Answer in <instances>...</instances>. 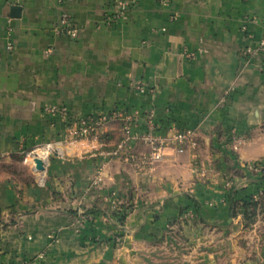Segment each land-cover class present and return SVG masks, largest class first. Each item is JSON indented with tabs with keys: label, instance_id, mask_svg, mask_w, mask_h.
I'll use <instances>...</instances> for the list:
<instances>
[{
	"label": "crops",
	"instance_id": "1",
	"mask_svg": "<svg viewBox=\"0 0 264 264\" xmlns=\"http://www.w3.org/2000/svg\"><path fill=\"white\" fill-rule=\"evenodd\" d=\"M111 9V0H0V264H151L152 247L181 227L203 245L197 264H216L244 232L229 193L264 186L247 167L264 163V51L245 52L264 36V0H136L109 23ZM63 13L76 37L57 30ZM47 106L139 119L125 134L116 117L73 139ZM150 111L159 135L191 128L196 147L169 145L150 173L104 154L125 136L147 150ZM232 131L247 136L239 150ZM47 142L60 152L40 171L25 154ZM102 162L103 182L91 187ZM108 196L127 208L123 221Z\"/></svg>",
	"mask_w": 264,
	"mask_h": 264
},
{
	"label": "built area",
	"instance_id": "2",
	"mask_svg": "<svg viewBox=\"0 0 264 264\" xmlns=\"http://www.w3.org/2000/svg\"><path fill=\"white\" fill-rule=\"evenodd\" d=\"M136 0H111V12L107 16V21L113 23L119 21L129 10V8L135 3ZM166 1V0H161ZM57 30L65 35L76 37L77 31L73 26L72 20L67 13H63ZM9 48H12V43L8 44ZM264 51V36L260 40L259 44L253 47H247L245 52L249 55H254L258 52ZM48 53V51H46ZM45 110L52 114H60L67 126L68 133L74 138H87L89 137L97 127L103 123L111 120L112 118L121 117L124 118L123 133L125 134L131 126L139 119L136 113H130L124 109H116L109 115L96 116L86 115L75 118L70 115L66 106H47ZM147 130L142 135V140L148 147L145 151H137L128 147V137L125 136L118 143L114 144L113 148L104 152L105 155L110 157H123L126 161L130 162L135 168L147 173L152 170L157 163H159L163 156L165 149L169 146H175L178 152H184L188 147H196L197 140L195 131L191 128L184 130H177L171 136L164 137L157 133V123L155 120V114L153 111L148 112L146 117ZM231 142L235 150H239L241 146L247 141L246 135H240L235 131L230 133ZM59 151V148L51 142L44 143L35 148H32L26 152L27 157L34 160L36 157L42 158L44 161L54 152ZM106 166V162L100 163L94 171L92 179V186H99L103 182V172ZM247 167L254 173L264 175V163L250 162ZM264 192L259 191L255 197H259ZM115 208L117 204L113 205ZM22 264H32L30 262H24Z\"/></svg>",
	"mask_w": 264,
	"mask_h": 264
},
{
	"label": "rangeland",
	"instance_id": "3",
	"mask_svg": "<svg viewBox=\"0 0 264 264\" xmlns=\"http://www.w3.org/2000/svg\"><path fill=\"white\" fill-rule=\"evenodd\" d=\"M73 139L81 138L73 137ZM25 156L27 155L25 154ZM155 167L147 173L152 172ZM94 171L91 177L92 179ZM252 199L261 200V196L256 198L253 195ZM107 201L110 203L111 213L114 215L117 216L119 212L123 211L119 199L116 198L114 200V198L108 196ZM114 203L117 204L116 208L113 206ZM238 215L242 217L244 232L237 238L234 244L231 243L229 246L230 250L226 252L227 254L220 255L216 264H264V207L259 206L256 211V216H250L247 219L241 211ZM185 236L183 227H181L177 229L176 234L172 231L166 241L158 242V244L154 245L149 252L151 264H197L198 261L196 259L194 260L193 257H196L199 252H202L201 248L203 245H194ZM116 241L118 243L121 241L120 236H116ZM207 247H210V244Z\"/></svg>",
	"mask_w": 264,
	"mask_h": 264
},
{
	"label": "trees",
	"instance_id": "4",
	"mask_svg": "<svg viewBox=\"0 0 264 264\" xmlns=\"http://www.w3.org/2000/svg\"><path fill=\"white\" fill-rule=\"evenodd\" d=\"M257 182L263 184L264 175L257 178ZM264 192V186L260 188ZM229 203L231 206L232 215H237L240 211L243 212L245 218L256 216V211L259 206L264 207V193L261 195V200H253L252 195L247 198H240L235 186L230 189ZM197 210L199 212V204L196 202ZM127 215V208L117 214L120 221H123ZM122 235V234H120Z\"/></svg>",
	"mask_w": 264,
	"mask_h": 264
},
{
	"label": "water",
	"instance_id": "5",
	"mask_svg": "<svg viewBox=\"0 0 264 264\" xmlns=\"http://www.w3.org/2000/svg\"><path fill=\"white\" fill-rule=\"evenodd\" d=\"M11 9L13 10V15L14 16H19L20 15V6H18V5H13L12 7H11ZM34 163H35V166H36V168L38 169V170H40V171H43V170H45V168H46V166H45V161L42 159V158H40V157H36L35 159H34Z\"/></svg>",
	"mask_w": 264,
	"mask_h": 264
}]
</instances>
